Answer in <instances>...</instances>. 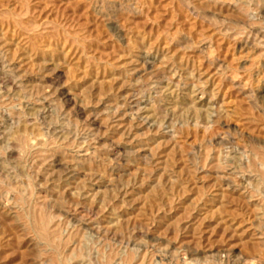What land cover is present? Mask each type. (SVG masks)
Segmentation results:
<instances>
[{"label": "rangeland", "instance_id": "1", "mask_svg": "<svg viewBox=\"0 0 264 264\" xmlns=\"http://www.w3.org/2000/svg\"><path fill=\"white\" fill-rule=\"evenodd\" d=\"M0 264H264V0H0Z\"/></svg>", "mask_w": 264, "mask_h": 264}]
</instances>
